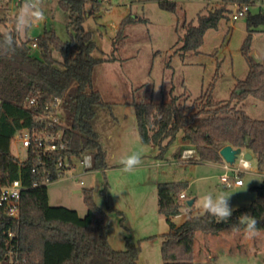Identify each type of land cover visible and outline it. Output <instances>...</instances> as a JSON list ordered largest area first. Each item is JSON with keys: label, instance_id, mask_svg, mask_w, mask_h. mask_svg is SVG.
I'll list each match as a JSON object with an SVG mask.
<instances>
[{"label": "rangeland", "instance_id": "obj_1", "mask_svg": "<svg viewBox=\"0 0 264 264\" xmlns=\"http://www.w3.org/2000/svg\"><path fill=\"white\" fill-rule=\"evenodd\" d=\"M162 1H173L175 11L160 6ZM24 0H0V29H10L14 14ZM44 19L37 21L23 38H36L45 30H55L63 40L75 35L72 22L76 16L66 10L59 0H38ZM230 5L228 18H223L217 28L209 29L204 43L197 52L183 51L179 41L189 24H196L199 14L207 13L221 5V0H87L86 16L82 25L92 32L97 48L96 57H110L118 27L127 16L137 18L125 28V42H119L114 51L117 57L96 65L93 88L99 90L108 105L97 106L93 127L97 141L106 152L105 169H94L79 176L82 165L68 172V177L48 184L51 205H64L76 209L81 217L87 214L84 193L77 189L92 188L98 206L110 211L109 240L119 250L127 247L128 240L140 247L138 264H164L162 257L163 234L170 231V224L158 208V183L182 180L189 183L181 213L173 217L181 224L187 215L202 214L197 204L207 193L230 195L229 203L236 209L250 203L257 196L252 189L264 181V164L259 165L255 153L249 158L251 168L240 173L243 185L228 184L222 180L227 175L232 181L233 170L224 164L202 161L193 162L181 157L188 145L180 132L175 141L160 155L158 147L143 143L138 130L134 102H161L173 96L195 111V103L205 98L213 88V100L230 99L239 80L249 73V65L242 46L248 35L247 18L233 20ZM252 12L264 9L263 0H255ZM35 56L41 57L37 47ZM251 54L264 59V31L253 33ZM53 55L62 60L54 49ZM76 87L72 88L74 92ZM232 104L242 107L253 118L264 119V101L249 95L244 101L232 99ZM11 151L24 156V149L12 139ZM242 150H246L242 148ZM247 152V151H246ZM138 154L141 164L131 172H123L120 157ZM237 163H235V166ZM231 167L234 165L230 164ZM83 180V184H81ZM195 198L193 205L187 201ZM118 211L122 212L120 214ZM124 218L123 222L122 219ZM253 242L235 230L219 233L197 231L194 246L199 261L212 264H264V230ZM206 258V259H205ZM195 261V258H194ZM196 262V261H195Z\"/></svg>", "mask_w": 264, "mask_h": 264}, {"label": "trees", "instance_id": "obj_2", "mask_svg": "<svg viewBox=\"0 0 264 264\" xmlns=\"http://www.w3.org/2000/svg\"><path fill=\"white\" fill-rule=\"evenodd\" d=\"M59 2L76 16L72 22L75 35L71 40H63L53 29L45 30L36 38L21 37L14 55L0 56V176L3 182L21 178L25 186L18 220L0 209V264H138L139 246L128 240L126 249L119 250L111 244L109 213L115 209L98 206L92 188H82L88 208L83 217L76 209L51 205L48 184L42 183L44 175L39 173L42 166L38 163V153L31 147L28 158L21 162L10 148L17 131L43 126L39 114L46 103L60 97L63 116L57 129H62L69 142L67 153L76 158L91 154L93 169H105L107 165L106 152L97 141L93 119L96 107L106 106L108 102L93 88V72L99 63L117 58L114 51L119 42H125L126 26L137 18L130 15L123 19L110 57H96L93 52L97 43L92 32L82 25L85 17L92 13L86 10L87 0ZM234 3L254 5L255 0H221L220 6L199 14L197 23L189 24L179 38L183 42L181 49L197 52L204 43L205 33L228 18L230 5ZM160 6L170 11L177 7L173 1H162ZM246 18L248 35L242 51L249 73L238 81L230 99L214 101L213 88H210L191 112L179 101V96L161 102H134L143 143L158 147L162 155L181 132L183 140L195 148L197 154L188 161L224 162L220 149L230 144L255 153L259 165L264 164V119L253 118L244 108L232 104L233 98L242 102L249 95L264 101V59L258 61L251 54L253 33L264 31V9L260 7L254 13L251 8ZM34 42L41 57L32 52ZM54 49L61 52L62 60L54 57ZM74 86L76 89L72 92ZM33 97L38 99L35 106L29 103ZM58 156L48 159L47 166L54 169ZM34 182L40 184L34 187ZM188 184L182 180L158 183L159 212L170 224V231L163 234L162 240L164 264H212L211 261H194L197 231L234 230L237 217L243 213L255 217L257 228L264 230V181L252 187L256 198L236 208L227 223H217L214 217L202 213L190 214L177 224L173 217L181 213L185 198L180 194ZM10 231L15 234L12 238L8 235ZM12 248L16 249L15 254H10Z\"/></svg>", "mask_w": 264, "mask_h": 264}, {"label": "built area", "instance_id": "obj_3", "mask_svg": "<svg viewBox=\"0 0 264 264\" xmlns=\"http://www.w3.org/2000/svg\"><path fill=\"white\" fill-rule=\"evenodd\" d=\"M264 1V0H263ZM252 5L249 3L244 4H235L234 10L231 12V17L233 20H238L242 17H246L251 11ZM37 47V43H32V48ZM30 105L35 106L38 103V99L33 97L29 101ZM63 116V107L62 99L60 97H55L52 102L45 104L44 111L39 114V122L43 124L42 127L34 128H24L14 135L13 139L18 142L21 148L24 149V156H18L20 161H24L29 156V149L32 147L38 153V163L42 166L39 170V173L44 175V180L42 183L49 184L53 181L59 180L61 178L68 177V172L72 173V176H75L74 170L77 169V163L79 162L82 165V170L79 173V176L90 171H93V158L92 164L90 167H85L83 164V158H76L73 155L67 153L68 140L64 137L62 129H57ZM246 150L237 156L236 161L230 166L231 163H228L224 160V166L226 169L233 170L234 178L231 181L230 177L227 175L222 176L223 181H227L228 184H238L242 185L243 180L239 177L240 173V161L243 156H245ZM58 154V159L54 169L47 166V161L52 156ZM196 150L193 147H187L183 150L181 157L184 160H189L196 157ZM92 157V155H91ZM235 163L237 165L235 166ZM54 173V174H53ZM40 183L34 182L33 186H38ZM83 184V180H81ZM25 189L24 183L21 178H16L14 180H8L3 182L0 176V209L10 218L18 220L21 214V197L22 192ZM181 198H186L187 195L185 191H182L180 194ZM9 237H14L15 234L10 231L8 233ZM16 249L12 248L10 254H15Z\"/></svg>", "mask_w": 264, "mask_h": 264}, {"label": "clouds", "instance_id": "obj_4", "mask_svg": "<svg viewBox=\"0 0 264 264\" xmlns=\"http://www.w3.org/2000/svg\"><path fill=\"white\" fill-rule=\"evenodd\" d=\"M44 15L39 7L38 0H24L23 5L17 13L14 14L12 20V28L0 30V56L14 55L18 47L21 37L26 35L27 31L37 21L43 20ZM243 156L240 161V170L247 172L251 168L250 160ZM120 163L123 165V172H131L141 164V158L138 154L123 155L120 157ZM85 167H90L92 164L91 155H86L83 158ZM230 195L219 193L213 195L207 193L202 195L198 201L200 211L214 217L217 223H227L235 209L229 203ZM189 210H185V215H188ZM258 221L249 213H243L236 219L234 230L241 232L243 237L248 240L257 238L260 235L257 228Z\"/></svg>", "mask_w": 264, "mask_h": 264}, {"label": "water", "instance_id": "obj_5", "mask_svg": "<svg viewBox=\"0 0 264 264\" xmlns=\"http://www.w3.org/2000/svg\"><path fill=\"white\" fill-rule=\"evenodd\" d=\"M240 91V90H238ZM242 152V148H239V147H234L230 144H227L225 146H223L221 149H220V154L221 156L223 157V159L228 162V163H231L233 164L235 161H236V158L237 156ZM245 156H247L246 158L249 159L252 157V153L247 151L245 153ZM195 199L192 198V199H189L187 201V203L189 205H193Z\"/></svg>", "mask_w": 264, "mask_h": 264}, {"label": "crops", "instance_id": "obj_6", "mask_svg": "<svg viewBox=\"0 0 264 264\" xmlns=\"http://www.w3.org/2000/svg\"><path fill=\"white\" fill-rule=\"evenodd\" d=\"M186 144L188 145V147H190L191 145L188 143V142H186ZM187 147V146H186ZM185 147V148H186ZM185 148H183V149H185ZM247 151V150H246ZM211 162V161H210ZM215 163H220V164H224V162H215ZM189 185V184H188ZM243 185V184H242ZM187 189V188H186ZM77 192H80V191H82L81 189H77L76 190ZM185 191V193H186V190H184ZM187 195V194H186ZM195 199V198H194ZM195 202V201H194ZM188 216V215H187ZM187 218V217H186ZM185 218V219H186ZM241 234H242V230H241ZM248 240V239H247ZM249 242H253L252 243V245H251V250L254 248V245H255V239H252V240H248ZM194 250H195V261L196 262H203V261H199L198 260V258L196 257L197 256V248L194 246ZM253 251V250H252ZM206 259V258H205ZM205 262V261H204Z\"/></svg>", "mask_w": 264, "mask_h": 264}]
</instances>
